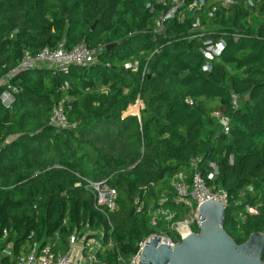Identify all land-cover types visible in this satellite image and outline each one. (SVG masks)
<instances>
[{"label":"trees","instance_id":"trees-1","mask_svg":"<svg viewBox=\"0 0 264 264\" xmlns=\"http://www.w3.org/2000/svg\"><path fill=\"white\" fill-rule=\"evenodd\" d=\"M178 1L183 9L193 0ZM204 1L193 16L165 20L157 35L167 5L0 0V81L14 90L0 85V250L11 244L14 259L32 243L65 252L74 232L102 230L96 264H127L149 236L177 243L165 223L151 227L150 216L162 206L175 213L172 222L184 220L187 209L174 204L170 183L179 174L189 179L196 160L204 177L209 163L217 168L213 184L227 196L222 227L230 238L241 245L264 235V0L225 8ZM206 40L224 42L208 72L200 51ZM59 43L85 45L95 62L66 72L17 69L25 54ZM5 91L13 98L7 107ZM59 104L67 130L50 123ZM88 182L115 190L109 224L83 188Z\"/></svg>","mask_w":264,"mask_h":264},{"label":"built area","instance_id":"built-area-1","mask_svg":"<svg viewBox=\"0 0 264 264\" xmlns=\"http://www.w3.org/2000/svg\"><path fill=\"white\" fill-rule=\"evenodd\" d=\"M145 9L153 10V5H167L166 11L160 12L156 20L155 33L158 35L163 29V22L167 19L175 18L179 15V18H183L188 13L195 15L200 12L205 4L204 0H193L185 8L180 9V1L170 0L169 3L166 0H144ZM215 4H220L221 7L225 8L229 4H232L234 0H212ZM251 5V3L249 2ZM180 10V11H179ZM216 12V5L210 8L208 14L211 16ZM193 27L199 28V20H197ZM224 47L222 40L212 43L210 40L203 42V48L200 50L206 63L203 67V71H210L209 63L218 56ZM95 52L88 49L85 45L80 44L66 49L63 43H59L55 48H45L35 55H24L22 61L18 66V70H28L38 66L53 68L56 71L66 72L71 66H89L95 62ZM13 73V72H12ZM0 85L6 86L7 90L14 91L8 84L7 80H1ZM5 91L1 100L5 107L9 106L13 102V98L10 92ZM238 97L231 94V105L232 108H237ZM217 118L218 115L214 114ZM50 123L57 129L67 130L71 124L67 121L66 116L63 112L61 104L52 110ZM220 125L223 129L224 134H228L229 121L226 118L220 119ZM199 161H192L191 167L193 169L192 176L188 179L185 175L179 174L173 178L170 185L174 191L175 198L173 202L175 205H180L187 209V216L184 220L172 225V230L177 234L180 242L183 238L179 235L177 229L186 227L189 234L197 233L199 228V220L197 209L199 205L205 201L212 199V201L227 206L226 193L217 188L213 181L217 175V168L214 164L209 163L210 173L204 177L201 172L197 169V163ZM75 188H81V183L77 182L74 185ZM85 190L90 191L94 196V209L101 213L109 224L108 215L113 212L116 208V192L109 188L104 183H86L83 187ZM164 200L161 201L160 206L163 205ZM253 212V210H249ZM255 213V212H253ZM175 213H171L167 209H163L162 206L154 210L151 213L150 225L151 227H157L160 223L166 225ZM193 227L197 230L195 232ZM170 228V227H169ZM171 229V228H170ZM6 233L3 232V237ZM153 236H158L161 239V243L172 246L169 239L161 235H152L147 237L144 241L140 242L137 247L136 254L127 264H139L140 252L145 243ZM96 237V238H95ZM103 232H90L87 231L83 234L74 232L68 241V248L64 253L52 251L47 246H40L37 243H32L28 247L27 252L24 255L13 258L12 250L13 246L8 244L5 248L0 250V264L3 263V258L8 260L9 264H96V253L101 249V241ZM177 242V243H178ZM107 246L111 248L113 243L109 240Z\"/></svg>","mask_w":264,"mask_h":264},{"label":"water","instance_id":"water-1","mask_svg":"<svg viewBox=\"0 0 264 264\" xmlns=\"http://www.w3.org/2000/svg\"><path fill=\"white\" fill-rule=\"evenodd\" d=\"M225 211L226 206L212 199L201 203L197 233L189 234L185 226L177 229L183 239L172 246L151 237L140 252L139 264H264V235L252 233L237 245L222 227Z\"/></svg>","mask_w":264,"mask_h":264},{"label":"rangeland","instance_id":"rangeland-1","mask_svg":"<svg viewBox=\"0 0 264 264\" xmlns=\"http://www.w3.org/2000/svg\"><path fill=\"white\" fill-rule=\"evenodd\" d=\"M249 210H253V212H255L256 213V209H254V208H251V207H248V206H246V207H244V211H246L247 213H248V215H255V213H251V212H249ZM243 213H241L239 216H237L235 219L236 220H243V215H242ZM178 222H180V221H175V222H172V220H170L169 222H168V226H166L165 225V227H170L171 229H172V225L173 224H175V223H178Z\"/></svg>","mask_w":264,"mask_h":264},{"label":"crops","instance_id":"crops-1","mask_svg":"<svg viewBox=\"0 0 264 264\" xmlns=\"http://www.w3.org/2000/svg\"><path fill=\"white\" fill-rule=\"evenodd\" d=\"M27 250H28V247H25V246H23L22 248H21V251L23 252L21 255H24L26 252H27ZM57 252H59V253H64V252H60V251H57Z\"/></svg>","mask_w":264,"mask_h":264}]
</instances>
